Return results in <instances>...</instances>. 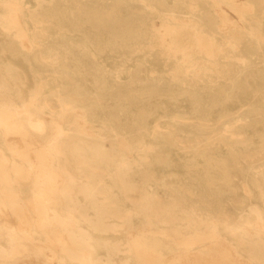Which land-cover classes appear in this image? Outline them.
<instances>
[{
    "label": "bare ground",
    "instance_id": "6f19581e",
    "mask_svg": "<svg viewBox=\"0 0 264 264\" xmlns=\"http://www.w3.org/2000/svg\"><path fill=\"white\" fill-rule=\"evenodd\" d=\"M28 1L0 0V30L6 42L11 40L22 50L21 65L26 72V78L20 79L17 72L5 68L4 82H0V264L41 256L45 257L43 264H264V206L250 201L236 209L241 210L238 216L228 211L215 215L211 207L201 208L192 196L185 197L181 184L169 187L175 194L170 206L154 198L150 175L143 176L141 185L134 184L132 175L143 165L139 159L159 151V144L143 139L148 127L153 128V140L164 147H173L177 129H183L170 133L159 129L162 123L155 111L161 110L163 98L156 93H147L154 96H147L148 112L142 118L133 115L137 98L126 105L112 103L122 95L119 87L108 85L114 74L91 73L87 64L95 51L126 49L139 56L137 68L153 59L158 48L161 58L174 67L169 78L183 86L189 80L232 82L231 67L249 68L250 59L264 60V0H172V6L166 0H134L148 12L151 40L109 49L99 47L101 36L109 35L115 41L134 33L116 14H88V0H34L35 6ZM204 1L217 15L215 29L198 17ZM55 11L60 12V19L68 20L66 24L53 23L50 12ZM154 19L161 22L160 30H153ZM87 25L95 30H77ZM55 27L60 35L81 32L84 46L43 56L42 38L55 34ZM108 28L106 33L101 30ZM248 44H254L253 53ZM129 61L117 66L126 72L133 66ZM43 64L52 67V76H43ZM153 66L156 72L157 65ZM135 78L131 77L130 85ZM143 84L148 92V83ZM254 90L253 96L226 95L227 106H208V98L194 102V96L187 94L183 101L193 109L195 123L206 126L213 121L222 126L247 105L251 113L264 107V97L259 95L264 91ZM122 116L132 121L136 134L115 126ZM72 118L76 128L70 133L64 123ZM100 124L103 127L97 131ZM246 127L259 128L256 124ZM226 131L229 137L235 136L232 126ZM257 138L259 144L241 141L239 153L246 155L253 149L251 155L264 157V137ZM235 150L231 148V153L238 154ZM249 169L243 190L264 203V182L258 178L257 190L250 179L254 165L249 164ZM260 175L263 179L264 173ZM23 181L31 186L30 197L20 190ZM227 187V183L220 186V194L230 193ZM122 199L131 202L133 209L123 208ZM114 231L124 232L125 240L100 236ZM157 236L168 242L159 243ZM165 251L174 255L166 259ZM121 252L125 257L118 261L115 257Z\"/></svg>",
    "mask_w": 264,
    "mask_h": 264
},
{
    "label": "rangeland",
    "instance_id": "374dc122",
    "mask_svg": "<svg viewBox=\"0 0 264 264\" xmlns=\"http://www.w3.org/2000/svg\"><path fill=\"white\" fill-rule=\"evenodd\" d=\"M31 6H35L34 0L28 1ZM174 2L172 0H166V5L172 6ZM202 10L199 13V18L203 23L208 24L210 28H216L219 23L216 13L214 12L212 5L208 2H201ZM88 14L93 13H109L117 16V19L124 25H129V28L134 32L132 36L120 35L113 41L109 35L101 36L100 42L98 43L101 48H114L115 46L123 47H135L138 46L143 40H151V21L148 17V12L145 10L144 5L141 2L134 0H88L85 4ZM182 12L185 9L180 8ZM206 11L207 14L202 15ZM63 13V12H62ZM61 13V14H62ZM54 16L53 23L66 24L68 20L64 18L60 19L59 11L50 12ZM78 14V13H76ZM230 17H234L233 14H229ZM133 16L136 18L134 19ZM264 22V20H263ZM255 24L254 21H251ZM153 30L161 29V22L158 19H154ZM55 34L51 37H44V49L41 54L43 56L50 55L54 53H60L63 48H80L84 46L82 43V33L73 32L68 34H59V28H53ZM63 30V29H62ZM76 30V28H73ZM77 30H82L85 32L94 31L91 25L79 28ZM103 32H108L111 28L101 29ZM137 33V35H135ZM145 33V34H144ZM223 36V34H221ZM92 37V36H91ZM143 37V38H142ZM5 35L2 34L0 30V82L3 84V71L5 68L11 69L13 72H17L20 75V79L26 78V72L22 67V56L23 52L20 47L8 40L6 42ZM42 40H39V42ZM97 44H88V46L96 48ZM251 53H253L254 44H248ZM5 55L8 58H5ZM161 51L157 48L153 52V59H148L149 61L143 62V66H137L139 61V56L137 54L132 55L126 49L117 51L115 53L108 50L104 53L90 54L89 58L91 61H87L89 71L92 73L99 72L106 75L114 74V76L109 80V86L119 87L122 91L119 101L111 100L113 102L124 103V105L129 104L132 98H137L138 107L133 109V115L135 118H142L146 115V104L148 103L147 93H156L158 96L162 97L163 104L161 110H156L155 114H158V121H161L160 130L165 133H170L174 129L180 127L182 131L177 129V140L173 147L160 146L161 143L154 141L152 132V127H148L147 132L143 135V139L147 143L159 144V151L156 156L140 158L139 162L143 165L135 170L132 175L133 182L135 185H141L143 183V176L150 175V189L154 193V198L162 201L165 205H172V198L175 194L169 190L178 187L181 184V192L184 196L192 199L199 203L201 208H212V213L217 215L221 212L228 211L233 216H238L241 212L237 208H245V206L250 201H254L255 204L264 206L262 200H259L255 195L251 197L247 196L243 190V184L247 182L249 178V164L254 165L253 176H250L252 184L255 185L257 190H260L259 184L261 183L259 179L264 182V177L257 176L258 173H264V157L260 155H251L254 151L249 152L245 155L238 149L241 148V141L246 140V143L254 142L259 144L258 136L262 135L264 137V107L262 109H257L256 112L251 113L249 111V105L245 106V110L241 112H235L233 116L235 118L227 120L222 126H218L213 121L207 123L206 126L202 124H197L196 120L192 118L193 109L187 108L184 99H186V94L188 96H194L193 101L197 102L200 99H207L208 106L222 105L227 106L226 95H255L257 92L254 89H262L264 91V60L250 59L249 64L251 67H244L241 64L231 67L232 69V82L219 81L216 79L212 84L205 82L204 84H199L193 81H187L186 85L171 80L169 78L168 72H170L174 67L167 65L166 60L161 58ZM133 63V66H129L126 72L121 69L123 67L117 66L122 64L126 60ZM61 61V60H60ZM37 64V62H36ZM34 63V66L37 67ZM157 65L156 72L153 70V65ZM44 72V77L52 76L53 72L51 66H45L41 68ZM136 71V72H135ZM135 78V83L130 85L131 77ZM263 73V74H262ZM135 74V75H134ZM241 75V77H239ZM144 82L148 83V92L144 91ZM90 88V84H87ZM246 87H250L247 89ZM202 88H204L202 90ZM252 89V90H251ZM250 95H249V94ZM259 95L264 97V92H260ZM201 96V97H198ZM65 98V97H64ZM131 98V99H129ZM98 99V98H97ZM171 99H177L174 102ZM89 97H86V101ZM54 103V102H53ZM56 106V104L54 103ZM182 105V106H181ZM190 105V104H188ZM191 106V105H190ZM180 107V108H179ZM202 108V107H201ZM200 109V107H199ZM249 109V110H248ZM58 111L59 108H56ZM178 116H182L178 118ZM151 122H154L153 120ZM74 119L72 118L69 123L65 122V128L70 132H74L76 125L73 124ZM249 124L258 125V129L253 131L252 128L246 127ZM117 128L129 129L134 134V129L132 127V121L126 117L122 116L119 123L115 124ZM152 126V125H151ZM232 126L235 129V136L233 138L229 137L227 134V127ZM103 125H99L96 128L97 131L102 129ZM210 142V143H209ZM196 144V145H195ZM195 145V146H194ZM235 147L238 154L231 153V148ZM209 150L206 155L201 156L205 150ZM198 152L197 154H195ZM259 178V179H258ZM108 187H112L113 183L106 177ZM228 184L229 191L220 194L222 192L220 186ZM165 186H168L166 189ZM20 190L24 196L30 197L31 186L27 181H23L20 184ZM227 191V190H226ZM152 195V193H151ZM79 200L83 201V197L80 195ZM121 205L123 208L131 210L133 206L131 202H126L121 200ZM91 212V211H90ZM135 224L140 226V220L135 219ZM102 238L113 240H125V233L122 231H114L108 234H101ZM228 240L232 241L233 237L226 236ZM159 243H167L168 241L162 236H157L156 238ZM235 243V241H232ZM243 254V253H242ZM171 254L165 251V258H170ZM125 254L123 252L116 255L115 259L120 261L124 258ZM27 258L18 259L15 264H43L45 257L41 256L38 259ZM175 264H180L175 262Z\"/></svg>",
    "mask_w": 264,
    "mask_h": 264
}]
</instances>
